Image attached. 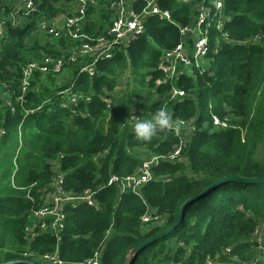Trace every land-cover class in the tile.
<instances>
[{"label": "trees", "instance_id": "obj_1", "mask_svg": "<svg viewBox=\"0 0 264 264\" xmlns=\"http://www.w3.org/2000/svg\"><path fill=\"white\" fill-rule=\"evenodd\" d=\"M33 1L28 10L23 0H0V264H52L46 257L54 256L85 264L98 254L100 264H126L134 247L177 222L189 199L231 176L264 177V0H159L171 19L149 17L144 33L99 60L93 74L82 72L93 59L79 53L80 41L40 30L42 22L72 16L74 0ZM96 1L82 32L91 43L108 36L115 17V0ZM135 4L137 11L144 6ZM200 8L209 12L206 62L158 84L166 78L163 56L198 40L181 31L196 27ZM48 57L63 59L62 72H35L23 93V69ZM172 87L185 96L173 98ZM158 107L196 128L175 160L168 156L183 138L174 129L147 143L132 134V117L151 118ZM214 116L228 118L231 128L214 126ZM154 157L164 159L139 191L108 185ZM60 179L71 196L95 195L94 205L66 202L64 227L55 233L32 213L53 202ZM148 213L161 222L144 223ZM185 214L130 264H264L254 238L264 229V183L222 186Z\"/></svg>", "mask_w": 264, "mask_h": 264}, {"label": "built area", "instance_id": "obj_2", "mask_svg": "<svg viewBox=\"0 0 264 264\" xmlns=\"http://www.w3.org/2000/svg\"><path fill=\"white\" fill-rule=\"evenodd\" d=\"M143 3V7L140 11L136 10V2ZM76 5L75 12L71 16L67 15L60 19L59 23H47L42 22L40 24V30L47 36L53 38H60L63 31L69 38L80 41L79 53L83 56H89L93 59V63L85 67L82 72L88 71L93 74L94 66L99 60L110 59L120 46H127L136 41L145 31L146 21L151 16H159L167 20L171 19L168 11L162 10L159 5V0H115L110 4V9L115 11V17L110 28L108 36H100L92 43L89 42L83 29L85 26V18L87 10L90 6L97 5L96 0H74ZM134 3V4H133ZM23 4L28 10H33L35 5L33 0H23ZM217 11L222 10L223 4L221 1L214 3ZM198 22L195 28L187 27L181 32L183 35L186 33L195 34L198 40L195 41L191 50H187L184 45H179L176 49L166 53L161 62V71L166 75L165 80L158 81V84H163L167 80H173L179 75L187 73L190 74L193 70L190 68L192 61L201 63L206 60L209 53V38L207 33L202 31V26L206 22L209 16V12L204 8L199 9ZM15 23V21H14ZM220 28V26H219ZM2 34V29H0ZM75 61V57L72 58ZM64 67L63 59L53 60L50 57L45 58L41 62H33L27 65L23 69L24 82L22 85L23 93L26 92L29 82L35 72H54L56 74L61 73ZM173 98H182L185 96V92L177 87H172ZM73 102L77 103L80 98L73 97ZM132 123L136 121L135 117H132ZM229 119H220L216 116L213 117L214 126L223 129H230ZM189 127V130L186 129ZM172 129H174L177 135H181L182 142L177 150L168 156V159H177L182 151L183 143L186 138L195 132L196 128L193 123L189 121L176 120L172 121ZM179 129V130H177ZM162 157H154L150 160H146L139 172L135 175L120 178L113 176L108 185L120 184L124 190H131L133 192L139 191L146 183L152 179L151 169L154 164H157ZM63 181L60 179L56 192L52 196L53 202L51 204L43 206L41 209L32 213L34 219L40 220V227L48 229L51 226L53 232L58 233L64 227L65 214L63 208L66 202H88L90 205H94L93 192H85L83 195L71 196L63 190ZM161 218L156 213L144 216V223L150 221L161 222ZM255 240L259 243V253L264 255V232L262 229H258L254 236ZM52 264H63L61 261L54 257H46ZM85 264H100V255H96L94 258L88 260ZM243 264H261L259 261L254 263Z\"/></svg>", "mask_w": 264, "mask_h": 264}, {"label": "water", "instance_id": "obj_3", "mask_svg": "<svg viewBox=\"0 0 264 264\" xmlns=\"http://www.w3.org/2000/svg\"><path fill=\"white\" fill-rule=\"evenodd\" d=\"M264 183V177L263 178H252V179H246V178H242L240 176H231L228 178H225L217 183H215L214 185L210 186L209 188H207L206 190H204L200 195L193 197L191 199H189L188 201H186L183 206L181 207V211H180V215L178 217L177 222L170 226L169 228L165 229L164 231L156 234L155 236H153L152 238H150L149 240H147L146 242H144L141 245H138L136 247H134L128 254L125 263L126 264H130V261L133 257H136L139 254V251L145 247L147 244L149 243H153L156 242L157 240H159L162 237H166L168 235H170L171 233L174 232V230L177 228V226L186 218V214H185V210L192 204L194 203L196 200L201 199L203 197H205L206 195H208L209 193L215 191L216 189L225 186V185H229L232 183ZM16 263H21L20 261H15V262H11L9 264H16ZM25 264H35L33 262H23Z\"/></svg>", "mask_w": 264, "mask_h": 264}, {"label": "clouds", "instance_id": "obj_4", "mask_svg": "<svg viewBox=\"0 0 264 264\" xmlns=\"http://www.w3.org/2000/svg\"><path fill=\"white\" fill-rule=\"evenodd\" d=\"M172 126V114L164 107H158L148 119H136L132 134L136 140L151 142L159 132L167 131Z\"/></svg>", "mask_w": 264, "mask_h": 264}, {"label": "bare ground", "instance_id": "obj_5", "mask_svg": "<svg viewBox=\"0 0 264 264\" xmlns=\"http://www.w3.org/2000/svg\"><path fill=\"white\" fill-rule=\"evenodd\" d=\"M206 60H207V59H206ZM206 60H204V61L201 62V63H196V62L192 61L191 64H190V68H191L192 70H194V69H196V70H201L202 67H203V65H204V63L206 62Z\"/></svg>", "mask_w": 264, "mask_h": 264}, {"label": "rangeland", "instance_id": "obj_6", "mask_svg": "<svg viewBox=\"0 0 264 264\" xmlns=\"http://www.w3.org/2000/svg\"><path fill=\"white\" fill-rule=\"evenodd\" d=\"M124 81H127V79H126V80H124V79L122 80V82H124ZM186 129L189 130V127H186ZM187 139H188V138H186V140H187ZM262 231L264 232V229H262ZM256 250L259 252V245H258V247H257Z\"/></svg>", "mask_w": 264, "mask_h": 264}]
</instances>
